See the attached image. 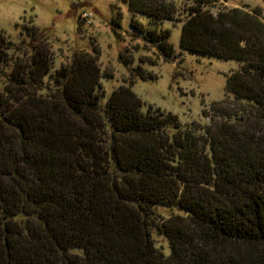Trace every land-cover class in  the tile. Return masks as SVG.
<instances>
[{
    "label": "trees",
    "instance_id": "1",
    "mask_svg": "<svg viewBox=\"0 0 264 264\" xmlns=\"http://www.w3.org/2000/svg\"><path fill=\"white\" fill-rule=\"evenodd\" d=\"M123 1L134 39L157 60L175 58L171 21L183 24L182 52L237 62L227 97L204 110L206 127H182L143 112L132 86L154 76L142 66L103 104L97 53L77 51L54 69L39 29L20 44L0 31V264H264L260 9ZM158 206L181 213L163 217Z\"/></svg>",
    "mask_w": 264,
    "mask_h": 264
},
{
    "label": "rangeland",
    "instance_id": "2",
    "mask_svg": "<svg viewBox=\"0 0 264 264\" xmlns=\"http://www.w3.org/2000/svg\"><path fill=\"white\" fill-rule=\"evenodd\" d=\"M227 8L260 9L264 19V0H218ZM140 22L148 25V19ZM119 24V26L117 25ZM183 24L165 21L163 28L171 31L170 42L176 51L172 62L157 60L155 51L145 49L143 41L134 39L131 13L123 0H0V31L14 44L29 41L28 28L39 29L55 55L54 69L68 61L77 51L99 56L102 86L106 104L112 93L127 86L131 70L142 66L153 79L138 78L132 91L142 100L143 112L150 109L174 115L182 127L193 123L206 127L209 120L204 110L227 97V79L239 65L235 61L199 57L182 52L180 39ZM131 56L126 64L120 57ZM152 58L153 62H142ZM169 136L176 135L173 125ZM157 214L170 217L180 214L179 208L158 206ZM158 247L171 254L165 237L153 234Z\"/></svg>",
    "mask_w": 264,
    "mask_h": 264
}]
</instances>
